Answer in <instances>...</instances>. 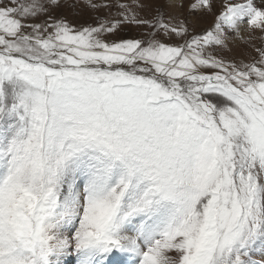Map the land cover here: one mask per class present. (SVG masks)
I'll use <instances>...</instances> for the list:
<instances>
[{
    "label": "snow or ice",
    "instance_id": "obj_1",
    "mask_svg": "<svg viewBox=\"0 0 264 264\" xmlns=\"http://www.w3.org/2000/svg\"><path fill=\"white\" fill-rule=\"evenodd\" d=\"M84 3L0 0V264H264V0Z\"/></svg>",
    "mask_w": 264,
    "mask_h": 264
},
{
    "label": "rangeland",
    "instance_id": "obj_2",
    "mask_svg": "<svg viewBox=\"0 0 264 264\" xmlns=\"http://www.w3.org/2000/svg\"><path fill=\"white\" fill-rule=\"evenodd\" d=\"M94 2L98 4H103L107 2V0H94ZM113 3H125L128 4L133 10L139 13L141 16H146L149 10L144 9L141 10L136 7V0H112ZM191 0H185V9L180 11V18L184 16H188L187 5ZM81 3L84 4L82 11L78 14L76 18L69 16V19H73L76 23H92L95 24L104 18H108L109 16H116L120 9L118 7L112 8H102L99 11L92 10L88 8L84 3V0H81ZM154 9L152 10V14H154ZM40 19H44L43 16ZM191 19V17H189ZM212 17L206 16L201 18V22L199 27L196 29L200 31L202 28L211 24ZM142 34L146 35L147 30L143 28H138L136 25L126 24L124 26V30L120 33V35L124 38H131L133 36L139 37ZM243 38H237L236 42L230 46L229 49H225L224 56L228 59L235 60L237 62L249 63L253 59H258L256 49L264 46V34L259 32L256 33H242ZM263 42V43H262Z\"/></svg>",
    "mask_w": 264,
    "mask_h": 264
},
{
    "label": "bare ground",
    "instance_id": "obj_3",
    "mask_svg": "<svg viewBox=\"0 0 264 264\" xmlns=\"http://www.w3.org/2000/svg\"><path fill=\"white\" fill-rule=\"evenodd\" d=\"M263 43V42H262Z\"/></svg>",
    "mask_w": 264,
    "mask_h": 264
}]
</instances>
